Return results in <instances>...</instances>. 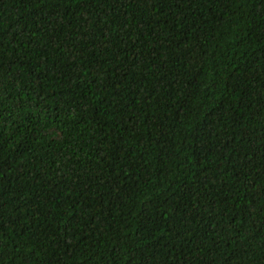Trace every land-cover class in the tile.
Listing matches in <instances>:
<instances>
[{"label":"trees","instance_id":"16d2710c","mask_svg":"<svg viewBox=\"0 0 264 264\" xmlns=\"http://www.w3.org/2000/svg\"><path fill=\"white\" fill-rule=\"evenodd\" d=\"M0 264H264V0H0Z\"/></svg>","mask_w":264,"mask_h":264}]
</instances>
